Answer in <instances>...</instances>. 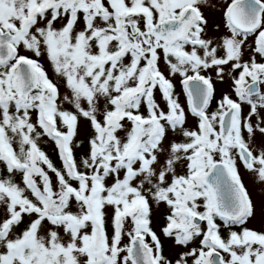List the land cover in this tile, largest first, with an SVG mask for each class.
Instances as JSON below:
<instances>
[{
	"label": "snow or ice",
	"instance_id": "obj_1",
	"mask_svg": "<svg viewBox=\"0 0 264 264\" xmlns=\"http://www.w3.org/2000/svg\"><path fill=\"white\" fill-rule=\"evenodd\" d=\"M0 264H264V0H0Z\"/></svg>",
	"mask_w": 264,
	"mask_h": 264
},
{
	"label": "rangeland",
	"instance_id": "obj_2",
	"mask_svg": "<svg viewBox=\"0 0 264 264\" xmlns=\"http://www.w3.org/2000/svg\"><path fill=\"white\" fill-rule=\"evenodd\" d=\"M45 67H46V70L49 71V74L51 76L52 75L51 68L47 65V63L45 64ZM46 150H49V154L55 159V153L52 152L50 149H47V147H46ZM245 180H246V183H248L249 187L251 188L252 187L251 179L245 175ZM253 191L256 192L257 190L253 189ZM255 226H258V224Z\"/></svg>",
	"mask_w": 264,
	"mask_h": 264
},
{
	"label": "flooded vegetation",
	"instance_id": "obj_3",
	"mask_svg": "<svg viewBox=\"0 0 264 264\" xmlns=\"http://www.w3.org/2000/svg\"><path fill=\"white\" fill-rule=\"evenodd\" d=\"M182 99H183V97H182Z\"/></svg>",
	"mask_w": 264,
	"mask_h": 264
}]
</instances>
